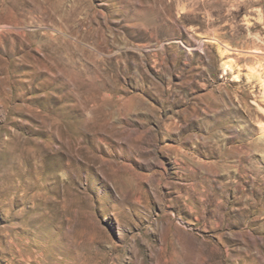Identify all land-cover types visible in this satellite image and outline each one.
Returning <instances> with one entry per match:
<instances>
[{
    "label": "rangeland",
    "instance_id": "obj_1",
    "mask_svg": "<svg viewBox=\"0 0 264 264\" xmlns=\"http://www.w3.org/2000/svg\"><path fill=\"white\" fill-rule=\"evenodd\" d=\"M0 264H264V0H0Z\"/></svg>",
    "mask_w": 264,
    "mask_h": 264
}]
</instances>
